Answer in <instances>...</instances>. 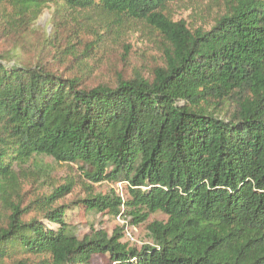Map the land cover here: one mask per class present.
Masks as SVG:
<instances>
[{"label": "trees", "instance_id": "1", "mask_svg": "<svg viewBox=\"0 0 264 264\" xmlns=\"http://www.w3.org/2000/svg\"><path fill=\"white\" fill-rule=\"evenodd\" d=\"M182 1L0 0L12 28L61 3L142 27L159 54L146 77L92 88L47 62L0 57V260L264 264V0H211L209 28L174 21L169 7ZM40 158L74 167L85 197L56 206L75 182L56 183ZM105 183L124 192H94ZM78 205L92 219L144 226L145 241L132 246L123 227L109 234L93 223L80 236L65 215ZM32 212L40 218L25 219ZM156 213L166 219L148 222Z\"/></svg>", "mask_w": 264, "mask_h": 264}, {"label": "rangeland", "instance_id": "2", "mask_svg": "<svg viewBox=\"0 0 264 264\" xmlns=\"http://www.w3.org/2000/svg\"><path fill=\"white\" fill-rule=\"evenodd\" d=\"M211 0H183L169 7V14L174 21L184 20L192 27L209 28L211 18L216 12V7L209 8ZM221 1V0H216ZM11 7L4 2L0 3V57L4 64L33 66L38 62H47L52 68L66 77L80 75L89 88L99 84L114 86L121 77L129 79L135 74L147 76L148 71L159 62V54L153 44L152 36L143 31L142 27L129 28L124 21H105L104 17L86 11L69 9L63 4L49 5L31 24L23 28H12L5 24L6 16L11 13ZM106 30V41H96V34ZM99 32V33H98ZM76 55H81L75 58ZM87 64V65H86ZM85 72V74L83 73ZM38 167L46 169L52 180L64 183L72 179L75 187L72 193L56 206H70L75 200L85 197V188L82 180L74 167L56 165L48 158H40ZM88 185V184H87ZM125 185L99 184L93 186L95 193H105L115 190L124 192ZM26 191H33L30 185ZM32 193L26 198L32 199ZM39 216L32 212L25 219ZM66 222L78 228L80 236L89 232V223L94 224V229L103 230L109 234L115 227L124 228V241L131 243L128 233L140 245L145 241V227L131 228L120 219H113L107 215H98L92 219L87 216L81 205L66 210ZM40 218V216H39ZM43 218H41L42 220ZM166 217L156 213L148 222L165 220ZM52 229L56 226L49 225ZM28 259L24 255H14L0 260V264H17ZM31 262L38 259L30 257ZM92 264H109L108 256L99 255L92 257Z\"/></svg>", "mask_w": 264, "mask_h": 264}, {"label": "built area", "instance_id": "3", "mask_svg": "<svg viewBox=\"0 0 264 264\" xmlns=\"http://www.w3.org/2000/svg\"><path fill=\"white\" fill-rule=\"evenodd\" d=\"M119 219V218H118ZM127 237L129 238L130 242H135V240L128 234L126 233Z\"/></svg>", "mask_w": 264, "mask_h": 264}]
</instances>
